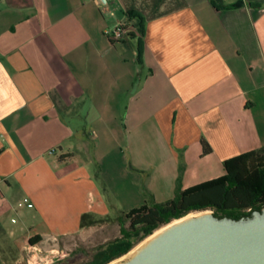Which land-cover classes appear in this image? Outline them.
Here are the masks:
<instances>
[{"label":"crops","instance_id":"1","mask_svg":"<svg viewBox=\"0 0 264 264\" xmlns=\"http://www.w3.org/2000/svg\"><path fill=\"white\" fill-rule=\"evenodd\" d=\"M263 147L264 0H0V250L91 233L83 214L171 200Z\"/></svg>","mask_w":264,"mask_h":264},{"label":"trees","instance_id":"2","mask_svg":"<svg viewBox=\"0 0 264 264\" xmlns=\"http://www.w3.org/2000/svg\"><path fill=\"white\" fill-rule=\"evenodd\" d=\"M205 153L210 152L204 141ZM225 174L183 190L180 178L173 199L163 203L144 204L117 218L121 228V238L109 244L108 249L118 248L119 253L107 261L99 254L85 264H109L126 255L139 243L159 229L191 213L212 211L219 218L240 219L253 211L264 208V147L250 151L224 162ZM105 218L85 213L81 217V228L96 226ZM126 221L129 226H126ZM42 241L40 236L29 240L31 246Z\"/></svg>","mask_w":264,"mask_h":264},{"label":"water","instance_id":"3","mask_svg":"<svg viewBox=\"0 0 264 264\" xmlns=\"http://www.w3.org/2000/svg\"><path fill=\"white\" fill-rule=\"evenodd\" d=\"M189 215L109 264H264V208L238 220Z\"/></svg>","mask_w":264,"mask_h":264},{"label":"rangeland","instance_id":"4","mask_svg":"<svg viewBox=\"0 0 264 264\" xmlns=\"http://www.w3.org/2000/svg\"><path fill=\"white\" fill-rule=\"evenodd\" d=\"M102 184L103 181L101 180V187ZM118 190L120 192L122 187H120V189L118 188L117 191ZM174 196L175 193L171 199H173ZM121 199L123 200L122 197ZM166 201L167 200L163 202ZM144 203L148 205L153 204L151 196L147 193L142 195V198L138 204L135 201H130L128 204H123L133 207L134 205L140 206ZM130 209L131 208H125L123 206H119L116 209L111 208L110 216L96 225L95 227L97 229H94L91 233H81L73 236H62L57 237L56 239H50L43 245L38 244V250L36 251L31 249L30 244H27L25 248L20 249H17L16 247H5V249L0 250V264H85L93 260V256L97 254L101 256V260L103 259V261H107L109 258L119 253L118 248H111L104 252L106 249H108L110 243L118 238H121V228L117 218L122 214L128 213ZM27 211L28 210L25 204H21L20 206L16 207V210H9L6 212L3 219L5 223L4 229L7 234L16 229H22V220ZM196 213L197 212L191 213V215ZM12 218H14L15 221H12ZM126 226H129L128 221H126ZM137 246H135V248ZM122 258H124V256L112 262H116Z\"/></svg>","mask_w":264,"mask_h":264},{"label":"built area","instance_id":"5","mask_svg":"<svg viewBox=\"0 0 264 264\" xmlns=\"http://www.w3.org/2000/svg\"><path fill=\"white\" fill-rule=\"evenodd\" d=\"M138 34L136 28L129 22H119L116 26L107 32V36L112 43H117L128 37L131 33ZM27 202V200H25ZM28 207H33V204H28ZM31 249L38 250V245L31 246Z\"/></svg>","mask_w":264,"mask_h":264},{"label":"bare ground","instance_id":"6","mask_svg":"<svg viewBox=\"0 0 264 264\" xmlns=\"http://www.w3.org/2000/svg\"><path fill=\"white\" fill-rule=\"evenodd\" d=\"M191 216H193V215H189L188 217H186V218H189V217H191ZM161 231V230H160ZM160 231H158V233L160 232Z\"/></svg>","mask_w":264,"mask_h":264}]
</instances>
